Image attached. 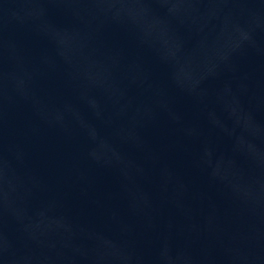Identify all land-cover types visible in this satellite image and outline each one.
Segmentation results:
<instances>
[{
  "label": "water",
  "instance_id": "water-1",
  "mask_svg": "<svg viewBox=\"0 0 264 264\" xmlns=\"http://www.w3.org/2000/svg\"><path fill=\"white\" fill-rule=\"evenodd\" d=\"M0 264H264V0H0Z\"/></svg>",
  "mask_w": 264,
  "mask_h": 264
}]
</instances>
